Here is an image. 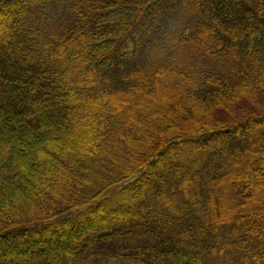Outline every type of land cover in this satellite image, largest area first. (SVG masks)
Returning <instances> with one entry per match:
<instances>
[{
    "label": "trees",
    "instance_id": "16d2710c",
    "mask_svg": "<svg viewBox=\"0 0 264 264\" xmlns=\"http://www.w3.org/2000/svg\"><path fill=\"white\" fill-rule=\"evenodd\" d=\"M257 93L264 0H0V264H264Z\"/></svg>",
    "mask_w": 264,
    "mask_h": 264
},
{
    "label": "rangeland",
    "instance_id": "374dc122",
    "mask_svg": "<svg viewBox=\"0 0 264 264\" xmlns=\"http://www.w3.org/2000/svg\"><path fill=\"white\" fill-rule=\"evenodd\" d=\"M262 96L264 95H261L260 93H257L256 94V99L258 101V104L255 105V103H252V107L256 110V113L257 114H264V97L262 98ZM162 106H160L159 108H161ZM176 106L175 105H170V111H175L176 110ZM166 109V108H165ZM164 108L160 109V111H165ZM181 117V116H180ZM178 120V119H177ZM210 264H221L218 260H213Z\"/></svg>",
    "mask_w": 264,
    "mask_h": 264
}]
</instances>
